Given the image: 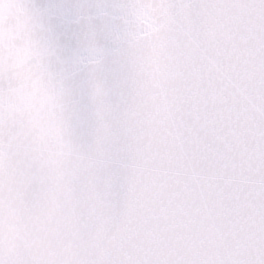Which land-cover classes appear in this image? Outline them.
<instances>
[{
    "label": "snow or ice",
    "instance_id": "snow-or-ice-1",
    "mask_svg": "<svg viewBox=\"0 0 264 264\" xmlns=\"http://www.w3.org/2000/svg\"><path fill=\"white\" fill-rule=\"evenodd\" d=\"M0 264H264V0H0Z\"/></svg>",
    "mask_w": 264,
    "mask_h": 264
}]
</instances>
